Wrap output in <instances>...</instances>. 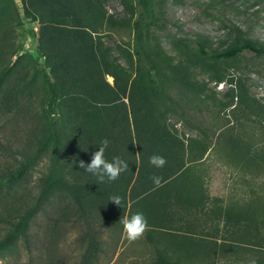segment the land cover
Segmentation results:
<instances>
[{
    "label": "trees",
    "instance_id": "1",
    "mask_svg": "<svg viewBox=\"0 0 264 264\" xmlns=\"http://www.w3.org/2000/svg\"><path fill=\"white\" fill-rule=\"evenodd\" d=\"M122 2L129 12L133 47L119 42L116 47L121 56L136 67V80L131 81L129 90L128 78L124 80L122 72L89 32L87 19L104 17L101 0H0V120L4 125L9 117L13 127L18 120L24 123V126L14 128L16 135L19 133L18 144L13 146L16 138L13 142L6 140V146L17 154L13 158L15 163L9 162L3 173L0 170V191L15 181L24 180L47 156L46 169L39 178L32 200L25 207L16 205L15 201L0 203V221L3 223L0 256L18 238L28 236L30 222L46 204L52 209L61 208L59 212L62 214H76L90 227L92 222H106L105 219L112 218V215L124 216L127 197L132 201L143 200L166 190L168 195L162 198L164 206L156 207L159 210L153 211V218H160L161 223H175L170 208L181 201L185 204L180 202L176 207L177 213L181 211L178 214L181 225L184 228L197 225L198 218L190 217L186 208L194 204L191 198L177 196L174 192L178 183L175 176L185 165L183 152L187 147L181 136L171 130L167 120L172 113L190 119V110L194 106L196 111H200L202 105L210 106L196 91V83L187 65H171L161 58L159 48L146 44L147 32L161 19L153 12L151 0ZM36 21L42 34L39 51L45 56L44 66L49 69L42 68L43 89L39 95L37 68L32 55L28 52L17 54L20 46L11 40L16 28ZM107 22L110 25L113 20ZM185 49L194 60L211 64L236 59L245 52L263 57L264 41L235 39L223 49L209 48L205 42L196 41L195 49ZM14 55L13 65L5 63ZM107 75L113 77V83L107 80ZM234 90H237L241 104L264 116V104L251 97L252 100H247V94L242 98V82L238 79L234 80ZM127 92L129 102L126 107L122 99ZM192 125L204 137H211L204 125L199 122ZM219 129L228 128L219 126ZM224 133L226 146L229 141L231 144L230 148L224 149L233 158L239 161L250 159L252 163L249 164L253 167L260 161L264 163V150L257 149L264 148V136L258 141L255 133L248 135L249 139ZM105 138L109 141L105 158L111 160L113 156H119L128 161L129 170L121 173L115 181L99 183L96 177L79 168L78 162H90L92 153ZM152 154L164 157L167 163L162 168L153 167L148 163ZM154 174L161 177V186L154 185L151 179ZM115 183L120 188L122 206L109 200L114 196ZM256 199L262 201L260 197ZM60 201L63 203L59 204ZM153 218L148 215L146 219L153 222ZM230 221L229 216L224 218V224ZM259 221L264 223V219ZM213 223L218 227L216 221ZM250 224L249 231L243 232H249L251 243L264 241V236L256 228L259 222L253 219ZM148 238L154 242L151 234ZM95 240L92 234L90 242ZM94 247L95 243L88 244L91 256ZM81 264L89 263L83 259ZM140 264L177 263L161 254L157 260Z\"/></svg>",
    "mask_w": 264,
    "mask_h": 264
},
{
    "label": "rangeland",
    "instance_id": "2",
    "mask_svg": "<svg viewBox=\"0 0 264 264\" xmlns=\"http://www.w3.org/2000/svg\"><path fill=\"white\" fill-rule=\"evenodd\" d=\"M101 2L104 17L87 19L89 32L122 72L124 80L128 78L129 90L131 81L136 80V67H132L116 47L118 42L133 47L129 12L122 0ZM151 8L161 19L147 32L146 44L159 48L161 58L171 65H187L196 91L210 106L202 105L200 111L194 106L190 110V119L172 113L167 120L171 130L181 136L187 147L183 152L185 165L175 176L178 183L174 192L177 196L191 198L194 204L186 208L190 217L198 218L197 222L194 220L197 225L191 228L181 225L178 217L181 211H176L181 201L170 208L175 223H161L160 218H153V211L159 210L156 207L164 206L162 198L168 195L166 190L143 200L126 198L124 216L142 212L146 218L148 215L153 218V222L147 219V230L135 241L125 238L117 216L112 215L102 223L92 222V226L87 227L76 214H62L61 208L52 209L46 204L30 222L28 236L14 241L0 256V264H81L83 259L89 264H140L157 260L161 254L177 264H250L253 259L256 264H264V241L252 244L249 232H243L249 231L254 219L259 222L256 228L264 236V223L259 221L264 219V163L260 161L256 167L250 166V159L239 161L224 149L231 147L230 141L226 146L224 132L248 139V135L255 133L258 141L264 136V116L241 104L237 90H234V80L238 79L242 82V98L247 94V100L254 98L264 104V56L245 52L236 59L203 64L194 60L185 49H195L196 41L217 49L227 47L235 39L263 42L264 0H151ZM108 20L113 22L108 25ZM41 35L40 24L36 21L16 28L11 37L12 42L20 46L17 54L28 52L32 55L37 68L38 95L43 89L42 68L48 69L44 66L45 56L39 51ZM15 58L16 55L6 59L5 63L13 65ZM32 63L29 65L31 70L34 69ZM106 78L113 83L111 75ZM136 85L138 83L135 93ZM122 100L127 107L128 92ZM37 108L39 110V105ZM6 121L3 125L0 120L1 173L9 162H16L13 158L17 152L6 146V140L13 142L16 138L13 146L18 144L19 133L16 135L14 128L24 126L21 120L15 123L16 127L9 117ZM195 122L207 128L209 139L192 125ZM219 126L228 129L220 131ZM205 145L208 147L202 148ZM46 164L47 156H44L24 180L1 188L0 203L15 201L16 205L25 207L37 192ZM119 189L115 183L114 196L121 197ZM259 197L262 201L256 199ZM226 216L231 218L229 224H224ZM215 221L218 227L214 225ZM2 225L0 221V231ZM92 234L96 237L95 242H90ZM148 234L155 243L149 240ZM89 243H95L93 256L88 253Z\"/></svg>",
    "mask_w": 264,
    "mask_h": 264
},
{
    "label": "clouds",
    "instance_id": "3",
    "mask_svg": "<svg viewBox=\"0 0 264 264\" xmlns=\"http://www.w3.org/2000/svg\"><path fill=\"white\" fill-rule=\"evenodd\" d=\"M107 138L101 141L98 150L91 155V160L85 163L83 160L78 162V167L83 168L86 172L96 177L99 183L112 182L119 178L120 174L129 170L128 161L119 156H113L108 160L104 156L105 149L108 147ZM148 163L156 168H162L167 161L158 154H152L148 157ZM154 185L161 186V177L153 175L151 177ZM109 200L118 206L123 205V201L119 196H112ZM122 226L123 234L129 241H135L141 238L147 230V219L142 212H136L131 215L122 216L119 219ZM250 264H256L255 260H251Z\"/></svg>",
    "mask_w": 264,
    "mask_h": 264
}]
</instances>
